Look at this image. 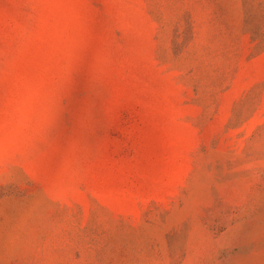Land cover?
Here are the masks:
<instances>
[{
	"label": "rangeland",
	"instance_id": "374dc122",
	"mask_svg": "<svg viewBox=\"0 0 264 264\" xmlns=\"http://www.w3.org/2000/svg\"><path fill=\"white\" fill-rule=\"evenodd\" d=\"M0 109V264H264V0H0Z\"/></svg>",
	"mask_w": 264,
	"mask_h": 264
},
{
	"label": "clouds",
	"instance_id": "9594fccd",
	"mask_svg": "<svg viewBox=\"0 0 264 264\" xmlns=\"http://www.w3.org/2000/svg\"><path fill=\"white\" fill-rule=\"evenodd\" d=\"M30 98V96L25 97V99ZM24 99V100H25ZM15 116H14V128L12 129L17 130V129H23L27 127L25 121L28 119V115H25L19 106H17L14 110ZM7 117V118H6ZM37 122H40L45 119L44 115L42 113L38 114L37 117ZM13 121V116L10 114H5L3 109H0V155L3 154L4 149H5V130L9 129V126L12 124Z\"/></svg>",
	"mask_w": 264,
	"mask_h": 264
}]
</instances>
